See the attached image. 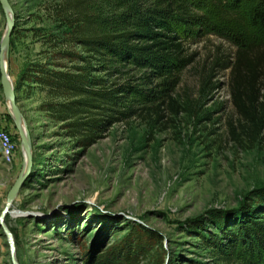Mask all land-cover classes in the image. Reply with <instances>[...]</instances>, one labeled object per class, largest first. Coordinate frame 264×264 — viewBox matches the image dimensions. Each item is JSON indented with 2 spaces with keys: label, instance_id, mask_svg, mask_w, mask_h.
I'll list each match as a JSON object with an SVG mask.
<instances>
[{
  "label": "rangeland",
  "instance_id": "obj_1",
  "mask_svg": "<svg viewBox=\"0 0 264 264\" xmlns=\"http://www.w3.org/2000/svg\"><path fill=\"white\" fill-rule=\"evenodd\" d=\"M190 2L199 16L185 40L193 62L181 73L173 95L185 112L174 115L164 109L163 119L151 128L139 117L113 124L83 150L67 137L63 124L42 111L49 97L37 85L24 84L14 91L33 154L29 181L4 221L18 264H84L86 254L94 261L134 228L161 238L138 257V264H213L206 241L210 234L219 237L220 231L209 212L236 210L244 196L264 187V132L253 142L237 145L229 130L231 124L241 132L229 92L235 64L242 61L240 72L246 79L250 71L259 77L264 70V49L254 44L241 12L251 0ZM9 3L15 29L7 65L13 88L30 64L70 67L61 56L67 49L84 56L64 23L103 4ZM6 28L0 4V42ZM225 65L230 68L223 70ZM196 110L199 121L193 119ZM0 129L9 132L15 144L10 164L0 150L1 217L23 155L1 86ZM200 216H205V224L189 223ZM0 264H12L1 227Z\"/></svg>",
  "mask_w": 264,
  "mask_h": 264
},
{
  "label": "trees",
  "instance_id": "obj_2",
  "mask_svg": "<svg viewBox=\"0 0 264 264\" xmlns=\"http://www.w3.org/2000/svg\"><path fill=\"white\" fill-rule=\"evenodd\" d=\"M102 3L98 10L64 23L84 56L67 49L61 56L70 67L30 64L14 88L17 92L31 83L44 91L49 100L42 111L63 124L67 137L83 150L113 124L139 117L151 128L163 119L164 109L174 115L185 112L173 95L181 73L193 62L185 40L199 17L190 0ZM241 12L254 44L264 49V0H251ZM241 65V60L235 64L229 89L241 129L238 133L229 124L231 140L237 145L244 140L253 142L264 132V70L259 77L250 71L246 79ZM199 117L196 110L193 119L199 121ZM209 214L214 215L213 223L220 231L219 237L210 234L206 241L213 264H264V187L244 196L236 210ZM204 217L189 223L203 225ZM131 232L94 261L86 254L84 264H138V257L151 244L160 243L161 238L150 231L134 228Z\"/></svg>",
  "mask_w": 264,
  "mask_h": 264
},
{
  "label": "water",
  "instance_id": "obj_3",
  "mask_svg": "<svg viewBox=\"0 0 264 264\" xmlns=\"http://www.w3.org/2000/svg\"><path fill=\"white\" fill-rule=\"evenodd\" d=\"M0 4L4 11L6 17V24L7 28L5 34L0 42V86L4 97L6 99V103L9 110V115L12 118L14 129L17 132L20 144L23 149L22 155V164L21 170L12 186L10 191L7 194L6 205L2 211L0 217V227L3 230L8 242H9V250L11 256L12 264H18L15 258V244L12 233L5 225L4 221L7 215L11 214L10 209L13 201L18 196L19 192L25 188L26 184L29 181L31 172H32V144L31 139L29 136L28 126L23 119V116L20 112V109L17 105L14 88H12L10 84V77L8 75V65H7V58H8V47L11 40V37L14 33V21L11 12V6L9 0H0Z\"/></svg>",
  "mask_w": 264,
  "mask_h": 264
},
{
  "label": "built area",
  "instance_id": "obj_4",
  "mask_svg": "<svg viewBox=\"0 0 264 264\" xmlns=\"http://www.w3.org/2000/svg\"><path fill=\"white\" fill-rule=\"evenodd\" d=\"M0 150L6 163H11L15 152V144L9 132L0 129Z\"/></svg>",
  "mask_w": 264,
  "mask_h": 264
},
{
  "label": "bare ground",
  "instance_id": "obj_5",
  "mask_svg": "<svg viewBox=\"0 0 264 264\" xmlns=\"http://www.w3.org/2000/svg\"><path fill=\"white\" fill-rule=\"evenodd\" d=\"M10 84H11V86H12V80L10 79ZM12 88H13V86H12Z\"/></svg>",
  "mask_w": 264,
  "mask_h": 264
}]
</instances>
